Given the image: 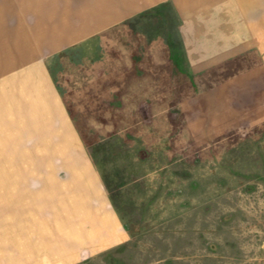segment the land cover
<instances>
[{
    "label": "rangeland",
    "instance_id": "obj_1",
    "mask_svg": "<svg viewBox=\"0 0 264 264\" xmlns=\"http://www.w3.org/2000/svg\"><path fill=\"white\" fill-rule=\"evenodd\" d=\"M220 1L215 44H185L167 2L47 57L130 235L78 264H264V0ZM57 2L0 0V81L29 6ZM10 125L0 114V264H21L13 233L51 173Z\"/></svg>",
    "mask_w": 264,
    "mask_h": 264
},
{
    "label": "crops",
    "instance_id": "obj_2",
    "mask_svg": "<svg viewBox=\"0 0 264 264\" xmlns=\"http://www.w3.org/2000/svg\"><path fill=\"white\" fill-rule=\"evenodd\" d=\"M63 2L55 3L54 10L49 4L29 6L36 25L31 34L25 35V45L19 41L18 52L6 58L4 68L12 62L14 67L3 72L5 78L0 81V114L9 116L13 139L25 141L24 146L31 150L27 154L43 160L48 157L49 162L34 165L33 171L40 168L38 171L51 173L34 176L45 184L35 191L31 205L28 203L25 223L17 222L13 233L16 248L20 245L24 252L21 264H78L130 238L47 65V57L101 36L167 2L183 17L179 28L185 44L219 41L213 39L216 25L211 20L216 22V15L210 20V12L219 11V4H223L220 0Z\"/></svg>",
    "mask_w": 264,
    "mask_h": 264
}]
</instances>
